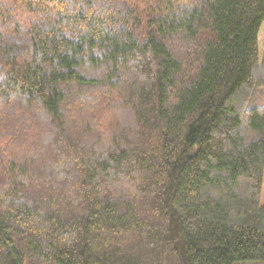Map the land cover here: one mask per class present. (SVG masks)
Masks as SVG:
<instances>
[{
    "label": "trees",
    "instance_id": "obj_1",
    "mask_svg": "<svg viewBox=\"0 0 264 264\" xmlns=\"http://www.w3.org/2000/svg\"><path fill=\"white\" fill-rule=\"evenodd\" d=\"M263 181L264 0H0V264L264 263Z\"/></svg>",
    "mask_w": 264,
    "mask_h": 264
},
{
    "label": "rangeland",
    "instance_id": "obj_2",
    "mask_svg": "<svg viewBox=\"0 0 264 264\" xmlns=\"http://www.w3.org/2000/svg\"><path fill=\"white\" fill-rule=\"evenodd\" d=\"M43 139L46 140V136L41 137V140ZM261 202H262V205L264 206V181H263V187H262ZM240 264H264V263L247 262V263H240Z\"/></svg>",
    "mask_w": 264,
    "mask_h": 264
}]
</instances>
